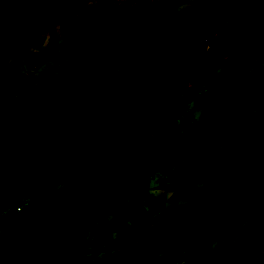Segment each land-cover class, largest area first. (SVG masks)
Instances as JSON below:
<instances>
[{"label": "rangeland", "instance_id": "1", "mask_svg": "<svg viewBox=\"0 0 264 264\" xmlns=\"http://www.w3.org/2000/svg\"><path fill=\"white\" fill-rule=\"evenodd\" d=\"M109 3L147 17H154L169 5L171 8L138 34L139 42L131 44ZM250 26H259L257 17L229 0H37L19 17L11 57V118L4 125L0 150L11 152L37 139L55 110L79 88L96 98L109 94L124 72L121 54H138L155 46L168 54L171 70L151 72L144 90L148 104L136 112L111 105L96 129L97 148L102 155L91 154L89 146L70 134L61 138L76 172L139 160L149 152L156 133V125L147 119L161 113L175 98L176 68L197 55L192 53L196 40L204 41L207 50L216 39H247ZM236 65L242 71L243 62L238 56L225 54L197 70L193 82L201 87V96L190 108L191 118L182 131L186 135L183 175L165 178L160 174L152 185L143 183L142 190L133 187L125 193L121 201L125 219L131 218L136 200L149 191L156 189L163 202L152 210L153 222L130 233L123 244L118 242L120 234L110 208L113 247L102 245L94 250L92 238L97 228L90 230L86 252L92 264H264V238L258 237L247 251H241L242 234L248 232L250 219L234 210L237 206L246 209L240 203L257 205L264 199V109L253 107L246 91L238 93L233 83ZM262 75L247 91L264 81ZM125 127L133 128L128 137L124 136ZM140 129L144 133L138 134ZM54 151V144L38 147L36 158H45ZM27 171L22 167L15 175L26 176ZM110 182L91 180L77 184L75 192L92 191ZM65 183L63 174H55L42 179L38 187H61ZM19 184L20 180L5 189ZM13 197L20 198L15 207L0 205L3 259L9 255L7 239L23 246L26 240L34 241L27 219L37 208L31 206L30 196ZM213 228L218 231L204 242L206 232ZM153 242L161 246H150Z\"/></svg>", "mask_w": 264, "mask_h": 264}, {"label": "trees", "instance_id": "2", "mask_svg": "<svg viewBox=\"0 0 264 264\" xmlns=\"http://www.w3.org/2000/svg\"><path fill=\"white\" fill-rule=\"evenodd\" d=\"M36 1L0 0V145L4 140V125L11 118L14 93L11 57L19 17L30 11ZM229 1L239 4L256 16L259 26H250L249 36L245 40L219 42L216 39L209 44L207 50L204 41H199V38L196 40L192 53L197 55L176 68L178 87L175 98L170 99L161 113L147 119L156 125V133L149 152L143 158L131 160L127 164L115 162L107 169L76 172L71 167L69 153L61 138L70 134L82 145L89 146L91 154L102 155L97 148L99 134L96 129L103 123L111 105L130 113L136 112L141 106L148 104L144 90L151 72L171 70L168 54L155 46L140 50L138 54H121L120 58L125 62L124 72L109 94L96 98L84 88H79L55 110L37 139L11 152L0 150V205L7 203L15 207L20 198L15 199L13 196L20 194L21 198L29 199L30 196L31 206L37 208L31 218L27 219L31 223L34 241L26 240L27 245L23 246L7 239L5 245L9 255L3 259L0 251V264H92L91 256L86 252V239L90 230L97 228L92 238L94 250L98 251L102 245H107L109 249L113 247L108 222L110 208H113L114 221L120 234L119 244L125 243L133 231L148 227L153 222L152 210L161 207L163 202L156 189L136 200L130 219L124 218L121 201L131 188L142 190L143 183L152 185L160 174L165 178L183 175V142L186 135L182 131L188 117L191 118L190 108L201 96V87L196 86L193 79L204 64L222 58L225 54L238 56V60L243 62L242 71L241 66L234 67L233 83L238 93H248L253 107L264 109V81L253 91H247L248 86L259 82L264 73V0H257L255 3L248 0ZM109 6L116 13L131 44L139 42L138 34L171 8L169 5L154 17H147L138 11L129 13L127 7L120 8L113 3H109ZM142 124H145V120ZM131 128L125 127V137H128ZM137 132L144 133L141 129ZM261 136L264 138V134ZM118 143L114 142L113 145ZM49 144H54L56 151L37 159L36 149ZM22 167L28 170L26 176L15 175ZM55 174L65 176L66 183L63 186L38 187L42 179ZM96 179H110L111 182L92 191L75 192L77 184ZM18 180L19 185L13 189H5ZM143 199L145 200L142 202ZM240 204L246 209L241 210L237 206L235 212L250 219L248 232L242 234L241 251L244 252L258 237L264 238V199L257 205ZM217 231L218 228L207 231L203 241L206 242ZM149 245L161 246V243L153 242Z\"/></svg>", "mask_w": 264, "mask_h": 264}]
</instances>
